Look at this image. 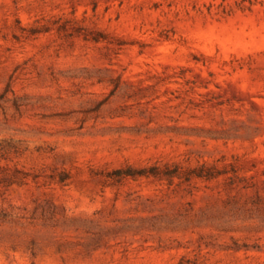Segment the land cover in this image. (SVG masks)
<instances>
[{
	"label": "rangeland",
	"instance_id": "374dc122",
	"mask_svg": "<svg viewBox=\"0 0 264 264\" xmlns=\"http://www.w3.org/2000/svg\"><path fill=\"white\" fill-rule=\"evenodd\" d=\"M0 264H264V0H0Z\"/></svg>",
	"mask_w": 264,
	"mask_h": 264
}]
</instances>
